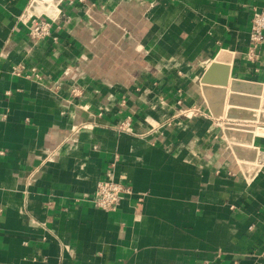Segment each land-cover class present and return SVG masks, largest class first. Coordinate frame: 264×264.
Wrapping results in <instances>:
<instances>
[{"label":"crops","instance_id":"crops-1","mask_svg":"<svg viewBox=\"0 0 264 264\" xmlns=\"http://www.w3.org/2000/svg\"><path fill=\"white\" fill-rule=\"evenodd\" d=\"M33 1L0 0V264H264V0H62L36 44ZM226 124L256 129L251 181ZM106 180L132 191L114 212L89 200Z\"/></svg>","mask_w":264,"mask_h":264},{"label":"water","instance_id":"water-1","mask_svg":"<svg viewBox=\"0 0 264 264\" xmlns=\"http://www.w3.org/2000/svg\"><path fill=\"white\" fill-rule=\"evenodd\" d=\"M61 1L62 0H34L30 7V11L36 16L45 15L54 19L57 16L56 7ZM228 54L229 59H226ZM230 55L231 53L228 51H220L201 79L203 95L208 103L209 110L215 119H220L223 116L222 101L225 92L223 89L212 86H226L230 70L229 67L223 64H229L228 60H230ZM238 85H240L239 81L232 82L233 88L238 87ZM217 96L219 97L217 98ZM233 98L234 97H231V102L234 100ZM218 99L221 101L219 102ZM237 113V111L229 109L227 111L226 119L237 120V118H239ZM255 130L254 127L226 124L221 131L230 143L232 152L238 161L241 162L240 166L248 181H251L259 171L257 165L259 150L250 147L253 144L251 136L244 135L243 132H253Z\"/></svg>","mask_w":264,"mask_h":264},{"label":"built area","instance_id":"built-area-1","mask_svg":"<svg viewBox=\"0 0 264 264\" xmlns=\"http://www.w3.org/2000/svg\"><path fill=\"white\" fill-rule=\"evenodd\" d=\"M25 23L29 26V36L36 44L51 36L52 20L43 16L30 15ZM264 44V10L256 11L251 21L250 44L247 51L249 60L258 58L259 50ZM192 111L185 114L189 116ZM193 114V113H192ZM120 130L132 132L129 121L120 125ZM131 188L115 181H102L98 184L95 193L89 198L96 208L108 212L117 211L124 195H131Z\"/></svg>","mask_w":264,"mask_h":264},{"label":"bare ground","instance_id":"bare-ground-1","mask_svg":"<svg viewBox=\"0 0 264 264\" xmlns=\"http://www.w3.org/2000/svg\"><path fill=\"white\" fill-rule=\"evenodd\" d=\"M189 117H194L192 113L189 114Z\"/></svg>","mask_w":264,"mask_h":264}]
</instances>
